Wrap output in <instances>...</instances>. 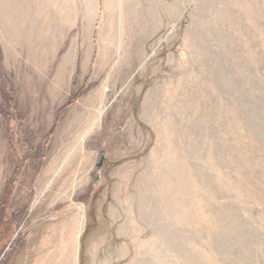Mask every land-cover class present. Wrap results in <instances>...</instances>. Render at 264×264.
Listing matches in <instances>:
<instances>
[{
    "label": "rangeland",
    "instance_id": "rangeland-1",
    "mask_svg": "<svg viewBox=\"0 0 264 264\" xmlns=\"http://www.w3.org/2000/svg\"><path fill=\"white\" fill-rule=\"evenodd\" d=\"M16 170L0 264H264V0H0Z\"/></svg>",
    "mask_w": 264,
    "mask_h": 264
},
{
    "label": "crops",
    "instance_id": "crops-1",
    "mask_svg": "<svg viewBox=\"0 0 264 264\" xmlns=\"http://www.w3.org/2000/svg\"><path fill=\"white\" fill-rule=\"evenodd\" d=\"M35 237L36 235L34 233V238ZM77 241L73 242L72 240L70 245H64L65 238H63L62 247H58V245L56 246L53 244L55 242V237L44 232L43 237L39 238L38 241L33 242V244H30L27 250L21 252V262L32 258L34 259L32 264H79L80 247L78 238ZM75 242H77L78 245L75 246ZM39 245L41 246L37 248ZM38 249L39 252H37Z\"/></svg>",
    "mask_w": 264,
    "mask_h": 264
},
{
    "label": "trees",
    "instance_id": "trees-1",
    "mask_svg": "<svg viewBox=\"0 0 264 264\" xmlns=\"http://www.w3.org/2000/svg\"><path fill=\"white\" fill-rule=\"evenodd\" d=\"M18 174H19V170H16L14 175L9 180L8 187H7L6 192H5L4 196H3L4 199L2 198L3 202L0 203L1 204V207H0V219H2L4 217L6 207L8 206V204L11 201L13 190H14V184H15V181H16V178H17Z\"/></svg>",
    "mask_w": 264,
    "mask_h": 264
}]
</instances>
